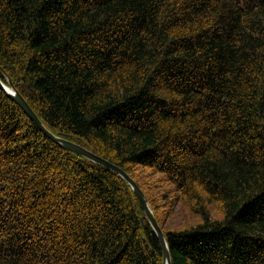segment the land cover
<instances>
[{
    "label": "trees",
    "instance_id": "obj_1",
    "mask_svg": "<svg viewBox=\"0 0 264 264\" xmlns=\"http://www.w3.org/2000/svg\"><path fill=\"white\" fill-rule=\"evenodd\" d=\"M0 79L172 264H264V0H0ZM0 264H164L1 86Z\"/></svg>",
    "mask_w": 264,
    "mask_h": 264
},
{
    "label": "water",
    "instance_id": "obj_2",
    "mask_svg": "<svg viewBox=\"0 0 264 264\" xmlns=\"http://www.w3.org/2000/svg\"><path fill=\"white\" fill-rule=\"evenodd\" d=\"M0 86L12 97L13 100H15L21 106V108L36 123V125H38V127L53 141L60 144L64 148L74 151L75 153L80 154L98 164H101L103 166L112 169L113 171L120 174L130 184L136 196L138 197L139 201L141 202L150 224L152 225L153 229L155 230L156 234L159 237L163 251L164 264H172V259H171V254H170V249L166 234L164 233V230L160 226L144 191L139 186V184L134 180V178L119 165L107 160L106 158L93 152L92 150L88 149L82 144L65 137L63 134H56L52 132L41 121L39 116L36 114V112L30 106L28 101L24 98V96L18 91V89H16L14 83L11 80L9 81V84H5L0 79Z\"/></svg>",
    "mask_w": 264,
    "mask_h": 264
}]
</instances>
